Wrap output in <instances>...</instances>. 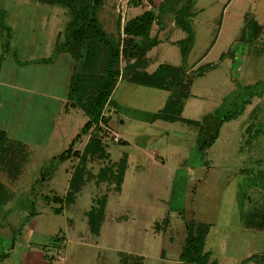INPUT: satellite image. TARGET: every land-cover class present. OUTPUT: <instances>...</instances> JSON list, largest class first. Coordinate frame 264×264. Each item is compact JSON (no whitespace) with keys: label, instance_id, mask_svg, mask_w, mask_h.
Instances as JSON below:
<instances>
[{"label":"rangeland","instance_id":"obj_1","mask_svg":"<svg viewBox=\"0 0 264 264\" xmlns=\"http://www.w3.org/2000/svg\"><path fill=\"white\" fill-rule=\"evenodd\" d=\"M229 1L197 0L193 9L194 45L187 64H197L215 43L216 46L198 68L188 69L191 71L189 75L198 74L200 66L220 64L217 74L223 75L224 82V88L222 84L211 82L209 87H204L201 85L203 80L201 84L199 82L195 92L206 97L207 109L212 107L210 104H219L221 108L219 96L224 92L264 82V37L248 40L251 20L255 18V23L264 26V0H234L227 8ZM187 2L104 0L98 18L109 39L120 47V70L126 66L123 51L129 39L124 28L146 12L156 17L151 38L157 39L159 44H175V57L181 61L177 43L186 35L180 40L183 31L176 23L175 12ZM0 13L5 15L0 28H10L16 33L13 37L18 42L19 54L24 56L27 51L33 52L37 61L47 51L54 50L51 31L56 34L62 31L63 37L57 45L62 43L72 20L68 9L44 5L38 0H0ZM6 15L11 17L6 19ZM12 15L17 18L11 20ZM9 19L15 24L13 28ZM165 29L168 31L162 33ZM49 40L51 47L46 46ZM134 41L136 45L142 43V39ZM167 53L169 56L172 51ZM223 56L225 58L221 61ZM157 57L149 52V60L143 66L147 68L158 60ZM101 59L95 85L97 78L104 73L105 59ZM134 69L131 68L121 79L127 80ZM213 77L211 75L205 81ZM123 85H127L126 82ZM261 89H264V83ZM132 96L130 98L134 101L139 97ZM143 101H140L141 105L146 104ZM254 102L248 106L250 114L246 118L226 125L222 138L205 150L200 144L210 141L214 131L208 124L204 129H198L196 124L189 126L179 122L172 128L171 138L159 134V142L144 154L140 152L143 146L138 135L146 134V128L126 121L120 132L137 134L128 136L129 144H124L108 125L100 126L103 132L99 135L109 154L107 159L85 155V147L97 131L93 126L89 132L81 131V136L67 150L65 143L60 142H53L48 148H32L28 162L21 163L16 179H11L7 169L0 168L6 173L0 174L6 178L0 183L8 189L7 195H0V237L4 239V251L15 243L14 250L5 259L1 258L0 264H34L33 257L28 256L33 251L44 255L45 264H52L51 261L58 260V256L69 264H182L180 255L186 245V224L190 221L212 226L206 243L212 264H242L254 254L264 255V228H247L242 212L244 204L246 209L255 207L264 211L261 201L249 202V198L260 195L254 185L262 181L259 171L264 168V138H258L256 148H251L247 142L250 127L253 130L256 125L264 124V97L254 99ZM225 109L229 111L228 107ZM103 115L105 119L117 118L107 105ZM185 118L191 120L193 117L188 111ZM160 148L164 150V159L155 162L150 155L147 156L151 150ZM26 149L29 150V145ZM255 154H260V158H254ZM38 156L46 159L45 165L35 162ZM123 160L127 170L120 192L115 182L97 183L102 168ZM80 165L85 166L86 172L74 203L69 206L56 202V199L66 198L74 171ZM246 169L250 175L243 174ZM257 189L264 192L260 185ZM106 197L105 217L99 234L95 235L90 229L89 215L93 209L99 208L98 201ZM247 264L262 263L258 258Z\"/></svg>","mask_w":264,"mask_h":264},{"label":"trees","instance_id":"obj_2","mask_svg":"<svg viewBox=\"0 0 264 264\" xmlns=\"http://www.w3.org/2000/svg\"><path fill=\"white\" fill-rule=\"evenodd\" d=\"M176 1L181 3L182 0H175V4ZM38 2L44 5L66 8L72 17L71 22L66 28L65 41L56 46L55 55L61 52H67L77 61V66L71 80L69 100L72 106L81 109L88 118V122L82 131L89 132L93 126H96L97 129L85 147V155L100 157L101 159L109 158V154L104 147L103 139L99 135L103 132L100 123L108 125V119H105L103 116L104 109L111 102L119 80H121V77L125 73L130 72L131 68H135L137 71L135 69L132 70V74L129 75L128 79L126 78L129 84L170 93L165 108L156 116L157 120L170 123L182 122L200 126L199 122L183 117V112L186 102L194 95L192 87L195 81L203 78L209 72L214 71L217 65H203L200 67L198 74L193 76L188 74V56L194 45L191 19L195 17L193 8L197 0H188L186 5L181 6L175 12L176 23L186 35L185 39L177 43L181 51L183 64L181 66L162 64L152 74L139 70L142 67L144 68V62L149 60L147 59L149 52L159 44L158 40L152 39L150 35L156 20L153 13L146 12L128 22L125 26L124 32L129 37L123 51L126 66L120 70V47L109 39L108 34L103 29L98 18V10L102 7L104 0H38ZM3 20H5V15L2 16L0 13V25H3ZM259 33L260 27L256 23L250 22L248 40L252 41L256 39ZM135 39H142V43L136 45ZM103 48H106V50L104 51ZM8 49L9 43L5 42V53L8 52ZM101 57L105 59L103 65L104 73L97 78L95 85L94 78L103 61ZM224 58L225 56L221 58V61ZM1 64L2 59L0 61V67ZM263 83L249 85L243 89L240 87L239 90L233 92L234 94L231 92L228 95V105L226 107L229 108V111L225 109L226 107L222 109L218 125L213 131V137L210 141H202L200 144L202 150L211 148L219 141L220 137L222 138L226 125L230 126L229 124L233 121L244 119L250 114L247 111L248 106L255 103L254 99L264 97V89H261ZM224 110L226 111L223 112ZM262 127H264V124L256 125L253 130L250 127L247 135L248 144L251 145L252 140L264 135ZM22 147L23 145L19 143H10L7 140L5 132L0 130V164L4 169H7L12 179H16L19 173L18 169L21 166V161L17 162V160L20 158L19 151ZM202 154L205 155L203 152ZM84 167V165L76 167L70 182L69 193L64 200L56 199V202L66 203L69 206L74 203L76 195L81 191L84 184L86 172ZM126 170L127 164L125 160L120 161L116 165L109 164V166L100 170L97 176V183L115 182L116 189L120 192L124 184ZM243 174L250 175V171L248 169L243 170ZM1 193L2 195L8 194L4 185L0 183V195ZM107 203V197L101 199L98 201L99 208L93 209L89 215L90 229L95 235L99 234L105 217ZM246 208L247 205L244 208L243 223L247 228L262 230L264 228V219H262L264 218L263 209L258 210L255 207L252 209ZM257 218L258 220H256ZM186 228V245L180 255L182 264H212L211 252L206 250L207 238L209 237L212 226L208 224L197 225L195 222L190 221L186 224ZM258 258L264 264V255L260 257L253 256L251 260H257Z\"/></svg>","mask_w":264,"mask_h":264},{"label":"crops","instance_id":"obj_3","mask_svg":"<svg viewBox=\"0 0 264 264\" xmlns=\"http://www.w3.org/2000/svg\"><path fill=\"white\" fill-rule=\"evenodd\" d=\"M233 2L234 0H230L227 4V8H229ZM13 16L17 15H12L11 20H13V18H17ZM9 17L11 16L6 15V19ZM246 19L247 15L244 17V22ZM11 20L10 23L13 22H11ZM251 21L255 23V18ZM100 23L102 24V21H100ZM256 24L260 27V33L259 36L254 39L255 41L264 37V26H262L259 22H256ZM11 25L12 28L15 26L13 23ZM166 30L167 29L163 30L162 33H166L168 31ZM13 32L14 31L12 29L10 30V28H8V30L0 28V61L2 59L0 67V130L5 132L7 140L10 143H19L23 145L19 151L20 158L17 160V162L21 161L23 164L26 160L28 162L29 154L31 153L32 148L35 147H41L43 149L52 146L53 142H60L65 143V147H67L66 150L69 149V147L77 141L78 137L81 136V131L88 122V118L81 109L72 106V103L69 100L71 80L77 66V61L67 52H61L58 55H55L57 42L63 37L62 31L60 30L57 34L56 31H51V35L54 36L52 41L54 44V50L52 48L51 52L50 50L47 51L45 55L39 58V61H37L38 57H36L35 54H32L33 52H30V54L27 51V54H24V56L19 54L20 51L18 48V42H16V39L13 37L16 33ZM180 35V40L185 37L184 32L183 34L180 33ZM5 36L7 37L5 38ZM5 42L9 43L7 53H5L4 50ZM49 43H51V40H49L46 46L51 47ZM26 46H29L28 42H26ZM169 46L171 49H169ZM215 46L216 43L211 50ZM174 49L175 44L171 45L169 43H160L157 47L150 51V53L158 55V60H156L153 64H150L147 68L144 66V68H141L139 71L152 74L162 64L181 66L183 64V59H181V61H179L178 58L176 59L175 52L173 51ZM169 50L170 52L172 51V53L168 56L167 52ZM209 53L204 56L203 60L206 59ZM20 56L23 60L20 59ZM203 60L192 66L187 64V70L193 68L191 69V71H193L195 68H198ZM216 65L217 68L214 71L209 72L203 78H199L195 81L192 87L194 95L186 102L183 112V117H185L189 111L191 117H193L192 120L195 119V121L197 120V122L200 123V126L197 127L198 129H204L207 124L209 127L211 126L212 129H215L218 125L222 109L228 105V95L231 92L233 93L237 91L236 88L233 91L231 90L229 93L224 92V94H220L219 97L222 99L220 104L221 108L218 107L219 104H210L212 107H208L209 109H207L206 102L204 100L206 97L201 94H197L195 90L197 86H200L199 82L201 80H203L204 83L201 84L202 82H200V84L204 87H209L211 82L212 84H222L221 86L224 88L223 75L217 74L221 65L212 64L211 66ZM191 71L188 70V74H190ZM211 75H214V77L205 81L210 78ZM124 82H126L127 85H123ZM136 86L137 85L129 84L123 79L119 81L113 94V98L108 105L110 110L118 118V121L117 118L115 120L108 119V127L111 128L115 134L119 135L118 137L123 139L124 144H129L127 139L128 136L131 135L130 132H120V128L125 126L126 121L137 123L141 128H146V134L143 132V135H138L142 142V146L144 147H141L142 151L140 152L146 154L147 149L152 148L155 143L159 142V134L162 136L167 134L168 138H171L172 134L170 133L173 132L172 128L179 122L170 123L156 119V116L163 111L169 100V92ZM117 93L119 94L118 96ZM132 95H136V97L139 96L137 98L138 100H132L130 98ZM143 100L146 101V104L141 105L140 101ZM153 130L156 131L152 132ZM136 135L137 134H132L131 137H135ZM261 137L264 138V135L260 136L259 139H261ZM259 139L257 138L252 141L250 145L251 148L258 147V142L256 141H259ZM28 145L29 150L26 149V146L28 147ZM149 155L153 161L158 162V160H162V158L164 159V150L161 148L158 150H151L150 154L147 156L149 157ZM255 155L256 157L254 158H260V154ZM9 156L12 157L11 155ZM45 161L46 159L43 156H38L35 162L45 165ZM129 164L130 157L128 155V166ZM0 168H3L1 164ZM261 169L263 170L259 171V178L262 181L254 185L256 191H258L260 195H258V198H249V201H261V205L264 207V192L257 189L259 185L264 189V168ZM3 173L9 174L8 171H6V173L0 171V174ZM4 179H6L4 176H0V181ZM7 190L8 189L6 188V191ZM244 208L245 204L242 207V212H244ZM3 242L4 239L0 237V260L1 258L5 259L8 255H10L11 251L15 248H13L15 245L14 243L13 246L8 247V251H4L5 249H3L2 245ZM7 252L8 254H6ZM28 256L33 257L34 264L47 263L43 261L45 260L44 255H39L34 251L28 253ZM253 256H259V254H254L248 257L242 264L253 262V260H251ZM58 257V260L53 259L51 261L52 264L66 263L65 258L62 256Z\"/></svg>","mask_w":264,"mask_h":264},{"label":"built area","instance_id":"obj_4","mask_svg":"<svg viewBox=\"0 0 264 264\" xmlns=\"http://www.w3.org/2000/svg\"><path fill=\"white\" fill-rule=\"evenodd\" d=\"M103 116H104V115H103ZM100 126H107V125H104V124L100 123ZM115 141L119 142L118 137H115Z\"/></svg>","mask_w":264,"mask_h":264}]
</instances>
